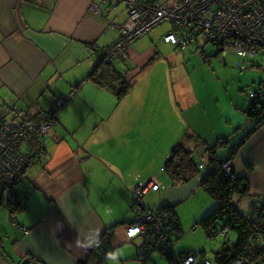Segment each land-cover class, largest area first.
<instances>
[{
  "label": "crops",
  "instance_id": "1",
  "mask_svg": "<svg viewBox=\"0 0 264 264\" xmlns=\"http://www.w3.org/2000/svg\"><path fill=\"white\" fill-rule=\"evenodd\" d=\"M126 1L0 0L1 109H27L32 114L53 111L60 95L77 92L46 137V154L29 165L15 188L20 211L14 210L16 205L7 206L6 199L0 206V264H18L29 256L41 264H87L88 254L95 253L105 236L110 253L102 264H129L130 258L147 264L162 254L153 251L140 257L145 237L127 236L135 217L133 188L157 176L166 188L151 190L144 197L155 193L157 199L160 193L165 200L159 207L176 209L201 183L200 173L188 184L173 187L169 177L161 173L172 149L190 126L194 127L193 105L202 104L195 94L192 104L183 103L181 97L176 104L154 100L150 90L138 98L133 85L130 93L118 100L88 79L98 64L94 58L116 34L114 25L127 18ZM95 3L101 7L97 14L90 11ZM142 38L129 49L128 61L114 60L120 70L127 69L125 77L130 81L140 75L139 68L147 61L136 48ZM161 44L178 49L164 43L163 38ZM195 44L199 49L200 42ZM158 56L157 52L154 58ZM52 87L57 90L51 92ZM83 116L96 118L90 126L80 128ZM227 129L224 133L229 134ZM219 135L218 129L211 136L202 134L212 146ZM234 162L237 176L249 179L250 196L245 200L250 207L252 198L264 194V126ZM246 164L253 169L248 170ZM142 202L149 211L157 210L144 199ZM21 227L28 228L29 235ZM179 239L176 236L172 253ZM172 253L162 255L168 264L175 262ZM191 253L196 252H183L179 257Z\"/></svg>",
  "mask_w": 264,
  "mask_h": 264
},
{
  "label": "built area",
  "instance_id": "2",
  "mask_svg": "<svg viewBox=\"0 0 264 264\" xmlns=\"http://www.w3.org/2000/svg\"><path fill=\"white\" fill-rule=\"evenodd\" d=\"M106 1L119 3L120 0ZM127 5V18L114 25L116 34L99 50L102 62L109 63L115 58L128 61L129 49L134 43L165 23L172 29L163 37V42L178 49H185L202 37L204 46H200L201 51L211 43L221 50L223 57L231 51L247 60H253L259 53L264 54V0H154L144 3L127 0ZM100 9L96 3L90 7V11L96 14ZM243 63L237 64L241 70H245ZM76 93L74 90L57 99L53 111L39 110L32 114L27 109L3 111L0 107V206L4 199L7 206L18 205L15 188L29 165L46 154V137L59 119L61 110L73 101ZM251 97L257 96L251 93ZM233 165L228 161L224 166L230 176ZM200 168H205L204 163H200ZM161 172H165L164 166ZM165 188L156 176L132 190L135 217L133 225L127 228V236L130 239L138 235L145 237L140 257L153 251L164 256L172 253L176 238L172 231V218L161 211L144 209L142 202L147 192ZM20 229L29 235L28 228ZM108 244L106 236L98 244L95 253L100 262L110 253ZM172 264L209 263H201L198 255L191 253L178 257ZM238 264L244 262L239 261Z\"/></svg>",
  "mask_w": 264,
  "mask_h": 264
},
{
  "label": "rangeland",
  "instance_id": "3",
  "mask_svg": "<svg viewBox=\"0 0 264 264\" xmlns=\"http://www.w3.org/2000/svg\"><path fill=\"white\" fill-rule=\"evenodd\" d=\"M136 1L144 3L154 0ZM171 29V25L162 24L137 44L138 52L141 53V56L145 55L144 58L147 61L139 68L141 73H137L140 75L132 79L134 94L139 98L150 90L154 100H170L176 104H179L180 97L183 103L192 104L194 102L192 94H195L197 99L202 101L200 105H193L195 109L193 110L194 115L191 116V124L194 127L190 126L187 131L188 134H197L196 141L192 138L190 142L195 141V144H198V149L195 152V155L199 154L198 163L200 160H207V149L211 147L202 142L200 136L206 139L202 134L211 136L214 130L218 129L221 135L215 136L213 143L218 142L221 137L226 138L228 135H233L232 138L227 139L235 144L242 140L252 128L245 109L250 101L251 93L258 92L260 83L264 82V54L259 53L253 60H247L239 58L235 52L231 51L224 59L222 54L215 56L219 50L211 43L200 51L195 42L187 49H174L170 45L161 44V39ZM199 42L201 47L204 46L202 37L199 38ZM157 52L159 56L154 58ZM98 58V56L94 58L95 62ZM240 61H244L245 70L238 67L237 64ZM117 65L120 70V65ZM133 67L137 69L138 65L133 64ZM126 70L121 69L120 71L125 73ZM110 96L112 97V95ZM44 99L39 101L40 107L44 106ZM95 118V116H83L79 127L90 126L91 120ZM185 125L187 126L186 123ZM226 126L229 129L227 131H230L229 134L224 133ZM183 138L184 135L177 143L178 145L183 142ZM200 145L206 149L203 154H201ZM190 148L194 150L192 146ZM220 153H223V149L220 150ZM236 166H240V164L236 163ZM157 195V199L155 193H150L143 199L148 205L151 204V200H157L154 205L149 206L158 209L165 199L160 193ZM213 202L211 195L199 186L191 190L184 202L177 205L176 211L181 228L178 231L180 239L175 244L172 253L174 259H177L183 252L200 253V251H205L212 264H218L215 253L223 246L226 239L222 234L216 239H209L201 224L211 212ZM247 203L248 200L241 201V209L246 213ZM230 237L232 241L236 239L234 233H231ZM122 252L124 253V251ZM151 259L152 261L150 260L147 264H168L162 255H155ZM128 262L129 264H139L136 260L134 262L133 258H130ZM108 264L112 263L108 261Z\"/></svg>",
  "mask_w": 264,
  "mask_h": 264
},
{
  "label": "trees",
  "instance_id": "4",
  "mask_svg": "<svg viewBox=\"0 0 264 264\" xmlns=\"http://www.w3.org/2000/svg\"><path fill=\"white\" fill-rule=\"evenodd\" d=\"M117 64L119 62H99L88 79L109 90L116 95L118 100H121L130 93L133 83L125 77L127 71L125 73L120 72ZM263 85H260L259 91L254 93L257 97L252 98L250 96V101L245 109L252 128L242 140L230 145L231 140L220 138L212 146L200 136L204 144L211 146L207 149V160H200L202 163L204 161L206 166L205 169H201V162L197 163L196 160V158L199 159V154L195 155L198 149V144H195L197 134L186 132L183 142L179 145L176 144L164 165V173L169 177L173 187L186 185L200 173L203 174L199 186L211 195L214 202L212 203L211 212L201 222L202 227L209 239H216L220 234L226 239L223 246L215 253L218 264H238V261H243L244 264H264V194L250 200V207H247L246 213L241 209V201L250 196L249 179L245 176H236L234 165L231 169L234 177L230 176L224 169L228 161L234 163L243 146L264 126ZM192 138L195 141L190 142ZM190 143L196 147V150L189 147ZM185 144L189 147L185 148L187 150L183 148ZM200 147L201 154H203L206 149L203 145H200ZM221 149H223L222 154L220 153ZM246 167L248 170L253 169L248 164H246ZM20 203L17 205V208H19L17 211L22 208ZM159 211L172 218V231L180 238L178 231L181 226L179 219L176 218L175 206L163 205L159 207ZM231 233L236 235L234 241L230 237ZM93 253L92 251L88 254L89 261L87 264H94L96 261V264H102L96 254ZM196 254L201 255V257L198 255L201 263L208 262L212 264L205 251ZM29 258L34 264H41L33 257L29 256Z\"/></svg>",
  "mask_w": 264,
  "mask_h": 264
},
{
  "label": "water",
  "instance_id": "5",
  "mask_svg": "<svg viewBox=\"0 0 264 264\" xmlns=\"http://www.w3.org/2000/svg\"><path fill=\"white\" fill-rule=\"evenodd\" d=\"M221 53V50H219L216 54H215V56L217 57V55H219ZM98 63L99 62H101L100 60H102L101 59V54H99L98 55ZM116 59V58H115ZM114 59V60H115ZM114 60H112V61H110L109 63H113L114 62ZM57 90V88H55V87H52L51 89H50V91L51 92H55ZM71 93V92H70ZM62 94V93H61ZM64 95H66V94H62V95H60V97H58V99L59 98H61L62 96H64ZM237 176V175H236ZM143 207H144V209H147L146 208V206H145V204H143ZM153 211H159V209H157V210H153ZM18 264H34L33 262H32V260L30 259V258H25V259H23L22 260V262H20V263H18Z\"/></svg>",
  "mask_w": 264,
  "mask_h": 264
},
{
  "label": "flooded vegetation",
  "instance_id": "6",
  "mask_svg": "<svg viewBox=\"0 0 264 264\" xmlns=\"http://www.w3.org/2000/svg\"><path fill=\"white\" fill-rule=\"evenodd\" d=\"M42 157H43V156H42ZM42 157H41L38 161H40V160L42 159ZM38 161H37V162H38Z\"/></svg>",
  "mask_w": 264,
  "mask_h": 264
},
{
  "label": "clouds",
  "instance_id": "7",
  "mask_svg": "<svg viewBox=\"0 0 264 264\" xmlns=\"http://www.w3.org/2000/svg\"><path fill=\"white\" fill-rule=\"evenodd\" d=\"M127 2V1H126ZM221 54V53H220ZM170 156V155H169ZM239 262V261H238Z\"/></svg>",
  "mask_w": 264,
  "mask_h": 264
}]
</instances>
